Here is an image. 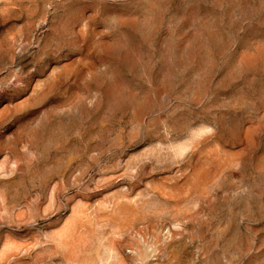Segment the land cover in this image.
Masks as SVG:
<instances>
[{
    "label": "rangeland",
    "instance_id": "374dc122",
    "mask_svg": "<svg viewBox=\"0 0 264 264\" xmlns=\"http://www.w3.org/2000/svg\"><path fill=\"white\" fill-rule=\"evenodd\" d=\"M0 264H264V0H0Z\"/></svg>",
    "mask_w": 264,
    "mask_h": 264
}]
</instances>
